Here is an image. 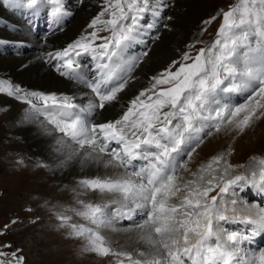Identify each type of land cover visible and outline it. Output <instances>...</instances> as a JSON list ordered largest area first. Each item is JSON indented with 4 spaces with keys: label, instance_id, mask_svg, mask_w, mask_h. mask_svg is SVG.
I'll use <instances>...</instances> for the list:
<instances>
[{
    "label": "snow or ice",
    "instance_id": "6c2138e0",
    "mask_svg": "<svg viewBox=\"0 0 264 264\" xmlns=\"http://www.w3.org/2000/svg\"><path fill=\"white\" fill-rule=\"evenodd\" d=\"M11 3L33 10L31 23L49 9L50 32L69 15L66 0ZM169 6L168 0H104L89 24L93 31L45 54L46 62H56V72L89 90L82 96L30 91L5 80H0V93L28 106L17 125L39 121L42 135L55 137L52 163L38 161L36 167L64 170L75 163L89 173L74 181V204L47 208L68 238L83 241V252L111 256L113 264H264V247L245 246H254L264 234V207L244 198L249 189L264 196V156L233 165L230 146L195 171L189 167L208 137L221 131L242 135L264 118V0H237L218 13L222 21L214 40L187 43L118 119L96 120L120 101L148 55L128 56L129 49L148 38L159 39L162 21L171 20L162 15ZM104 31L109 35L100 36ZM233 93H247V100L233 105ZM17 164L23 166L24 160ZM237 168L246 170L233 174ZM90 195L95 199H85ZM225 225L239 227L229 230ZM11 230L4 225L0 237ZM112 234L125 235L126 246L114 247ZM141 243L147 251L129 250ZM11 247L0 240V264H25L20 249L4 251Z\"/></svg>",
    "mask_w": 264,
    "mask_h": 264
},
{
    "label": "rangeland",
    "instance_id": "374dc122",
    "mask_svg": "<svg viewBox=\"0 0 264 264\" xmlns=\"http://www.w3.org/2000/svg\"><path fill=\"white\" fill-rule=\"evenodd\" d=\"M9 1L11 2V0ZM175 1L176 0L171 1V7ZM82 2L83 1L77 4V2L74 1L77 8L82 5ZM236 2L237 0H207L210 7L206 10V14L204 16L193 17L195 20V24H193V30H195L194 39L198 38L204 42H211L214 40L217 29L222 21V16L218 15V13L227 11L229 6ZM68 5L69 3L67 1V7ZM103 6L104 3L101 1L98 4V10L96 8V10L91 9L88 5L82 7V12L86 14L88 10L87 13L90 15L85 23L86 29H88L89 32L93 31L92 28H89V24L92 19L102 11ZM170 6L166 12V17H168V15L170 17ZM68 11L72 13L70 10ZM92 11L94 13L93 15L90 14ZM164 13L165 11L162 14ZM16 17L18 24L15 23L12 30L17 29V25L20 30L19 24H23L22 20L18 16ZM212 17H216V19L210 25H204L203 22ZM104 18L107 19L108 17L105 16ZM165 20L167 22V19ZM165 20H163L162 23H164ZM69 23L70 21L67 25ZM167 24L169 25V22H167ZM85 26L83 27V31L86 30ZM205 27L207 30L201 33V30ZM65 28L59 33H62ZM9 29H11V27ZM33 34L34 33L28 35L30 36V40H28L30 43H32V39L42 41L38 37L33 36ZM81 35H83V32ZM99 35L108 36L109 33L104 31L100 32ZM154 35H157L156 31L151 33V36L154 37ZM149 40H151V38ZM183 41L184 39H181L178 44H182ZM29 42H26V44L21 43L20 45L22 48H20V50L29 48L27 45L30 44ZM101 42V40L96 41V43ZM187 43H189V41ZM12 45L13 44L10 43V47ZM18 45H15V47L19 49ZM203 46L204 44L201 43L197 44L196 47L198 49ZM185 50L186 48L184 46L180 55ZM3 53L4 51L0 50V54L2 55ZM194 54L195 52H193V55ZM46 64L47 67H50L48 62H46ZM169 65L170 63H168L165 68ZM162 70L158 71V74L162 72ZM151 76L148 81H145L147 86L144 85V89L150 86ZM0 80H5L13 85H21L13 75L2 70H0ZM20 87H22V85ZM86 91L89 90L86 89ZM233 95L234 94H232V96ZM0 97L14 99L13 97L7 96L5 93H0ZM2 101L4 102V100H0V107L6 108L7 110L0 111V228L8 224L12 229L3 237H0V240L10 242L12 245L11 249H4V251L13 252L20 249V254L25 257V264H113L114 258L111 256L98 257L94 253L83 252L82 240L68 238L66 236L67 229L58 228L56 226L58 221L54 213L49 212L47 208L52 205L61 206L74 204L72 199L73 194L71 192L74 183L69 182L63 184L52 176V169L38 168L35 166L38 161L49 162L47 160L35 158L29 153L28 149L24 146V140L14 131L17 120L9 118L7 115V111L9 110L8 105L2 103ZM21 103L23 104V102ZM27 107L26 105L25 109ZM42 118L40 119L42 120ZM230 146L234 148V152L230 157V162L233 165L247 164L250 157L253 156H264V118L254 122L242 135L237 136L235 132L221 131L220 133H215L213 136L208 137L205 143L193 153V159L189 162V167L191 170L195 171L201 163H206L213 155L225 151ZM20 159L24 160L23 166L17 164V161ZM185 159H187V157H185ZM245 170L244 168H237L235 172L240 173ZM184 175L187 178V174ZM65 185L68 187L65 188ZM252 193L255 194L254 191H252L251 194ZM251 194L247 195L246 200L250 204L256 203V201L250 200L254 195ZM210 195H212V193ZM85 199L94 200L95 197L90 195L85 197ZM45 201L48 202L47 207H43ZM28 209H32V211H28ZM67 214L73 215L72 213ZM37 216H39L40 219L34 224L31 223L30 221L35 220ZM14 219L19 221V223L11 225V221ZM73 220L75 222H83L74 215ZM123 223L128 224L129 222L124 221ZM111 238L114 247L121 248L125 246L121 238H116L114 236H111ZM131 249L132 248H129V250ZM139 250L143 251L146 249L142 248ZM3 259L7 261L11 259V257H3Z\"/></svg>",
    "mask_w": 264,
    "mask_h": 264
},
{
    "label": "bare ground",
    "instance_id": "6f19581e",
    "mask_svg": "<svg viewBox=\"0 0 264 264\" xmlns=\"http://www.w3.org/2000/svg\"><path fill=\"white\" fill-rule=\"evenodd\" d=\"M67 1L69 3L67 8L73 13L72 14L68 11L69 15L67 16L70 18V23L65 25L66 28L62 33H57L52 36V40L54 41L52 44L48 43L47 41L42 42L34 39H32V43H30L28 41L30 40V36L28 35L34 32L24 29L23 24H19L20 30L18 29V25L17 29L12 30L13 25L15 23L18 24V22L16 17L17 15L12 13V11L9 9L11 2L9 0L6 1L7 6H9L8 9L3 8L0 5V14H3L0 15V41H5L2 44L0 43V50L4 51L2 55L0 54V70L13 75L14 78L21 83L22 87L26 88L27 90L56 93L58 95L75 94L78 96H82L84 92H87L83 88L75 86L72 83V80H68V78L54 73L53 69H51L52 67H47L46 60L42 58L43 52H46V50H60L66 43L67 45L70 44L72 39L78 35H81L83 32V27L90 17V15L87 13L88 10L86 11V14L82 12V7L84 5H88L91 7V9L96 8L98 10V4L101 1L104 3V0H82V5L77 8L74 0ZM209 7L210 6L207 3V0H176L174 2L169 11L171 20H167L170 27H160V29H162L161 31L159 30V39L152 42L151 46L147 50L148 55L144 57L139 66L133 72L134 79L129 82L128 87L125 89L124 93L121 94L120 101L114 107H109L107 111H102L101 114L96 117L97 122H107L118 119L119 116L122 115V112L126 110L129 102L135 98V96L138 95L145 86H147L145 81H148L151 75H157L158 71L164 69L168 63L171 64L172 61L177 60L180 57V52L186 43L188 41H192L195 37V30H193V24H195V20L193 17L204 16L206 14V10ZM168 8L165 9V13L162 14L165 18ZM90 14L93 15V11L90 12ZM7 19L9 20L6 23ZM64 23L65 18H63L58 26H61ZM8 27H11V29ZM33 36H35V34H33ZM149 39L150 38L146 39L143 44H138L134 48L129 49L128 53L132 56L137 55L140 46L143 48L150 41H153L152 39ZM181 39H184V41L179 45L178 43ZM26 42L30 43L27 44L29 48L20 50V48H22L20 44H26ZM10 43L13 44L11 47ZM15 45H18L19 49L16 48ZM233 94L234 95L232 96L231 101L233 105H239L247 100V93ZM1 99L4 100L2 103L8 105L9 110L7 111V115L9 118L19 120L23 116L25 110L24 103L22 104L17 100L6 97H0V100ZM77 102H86V99L78 100ZM14 131L16 134L20 135L22 140H24V146L28 149L29 153H31L35 158L47 160L49 163H52V151L50 146L52 145L55 137L42 135L41 129L39 127V121L27 122L23 125H18V127L16 125ZM51 174L54 178L63 184H66L69 182L74 183L78 177L89 173H87V171L82 173L78 165L73 163L64 170H57L53 168ZM252 191L254 190L249 189L247 191V195L251 194ZM255 194L258 195V193ZM247 195L244 196L245 199ZM256 204L258 205L257 202ZM127 225L128 224L126 223L122 224V226ZM235 227L239 226H233L232 228H229V230H233ZM112 236L121 238L126 246L125 235L112 234ZM260 237L264 238V234H261V236L257 238ZM257 238L255 239V243ZM245 246L255 247L256 245H247L246 242ZM131 248H145L147 250V246L143 245L142 243L133 244L131 245Z\"/></svg>",
    "mask_w": 264,
    "mask_h": 264
}]
</instances>
